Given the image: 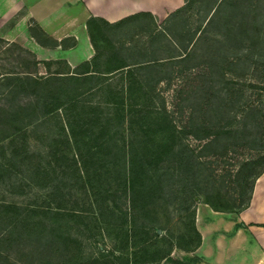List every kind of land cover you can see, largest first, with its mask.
<instances>
[{
  "label": "rangeland",
  "instance_id": "rangeland-1",
  "mask_svg": "<svg viewBox=\"0 0 264 264\" xmlns=\"http://www.w3.org/2000/svg\"><path fill=\"white\" fill-rule=\"evenodd\" d=\"M55 1L0 0V264H209L197 204L264 168V0L86 29Z\"/></svg>",
  "mask_w": 264,
  "mask_h": 264
},
{
  "label": "crops",
  "instance_id": "crops-1",
  "mask_svg": "<svg viewBox=\"0 0 264 264\" xmlns=\"http://www.w3.org/2000/svg\"><path fill=\"white\" fill-rule=\"evenodd\" d=\"M215 0L207 13L214 12ZM188 0H56L81 13L86 29L89 22L126 21L137 16L163 22L169 15L185 8ZM89 55V54H88ZM68 65L70 62L64 58ZM83 60L88 57L83 55ZM194 225L199 245L193 253L209 264H264V168L255 176L249 199L236 212L214 211L208 204H197Z\"/></svg>",
  "mask_w": 264,
  "mask_h": 264
},
{
  "label": "trees",
  "instance_id": "trees-1",
  "mask_svg": "<svg viewBox=\"0 0 264 264\" xmlns=\"http://www.w3.org/2000/svg\"><path fill=\"white\" fill-rule=\"evenodd\" d=\"M195 1H196V0H195ZM214 1H215V0H214ZM214 1H213V4H214ZM220 1H221V0H220ZM220 1H219V2H220ZM189 2H190V0H188L187 5H188ZM196 3L199 4V1H196ZM187 5H185V8H183L184 10L187 8ZM218 5H219V3L217 4L216 8L214 9V12L210 15V17H209V18H207V17L205 18L206 20H205V24H204V25H206V24L210 21V19L212 18V16L215 14ZM212 6H213V5H212ZM212 6H211V7H212ZM211 7H210V8H211ZM183 9L176 11L173 15H175L177 12L182 11ZM209 10H211V9H209ZM209 10H208L207 13H209ZM173 15H172V14L169 15V16H168L163 22H164V23H168V21L170 20V18H171ZM206 15H207V14H206ZM203 28H204V26H203L201 29L198 30V32H199L198 34L201 33V31H202ZM217 211H218V210H217ZM197 246H198V245H197ZM197 246H196L193 250H191V252H194L195 249L197 248ZM180 249H182V247H181ZM182 250H184V249H182Z\"/></svg>",
  "mask_w": 264,
  "mask_h": 264
}]
</instances>
